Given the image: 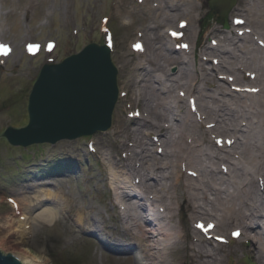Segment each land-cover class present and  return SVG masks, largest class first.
Segmentation results:
<instances>
[{
    "label": "bare ground",
    "instance_id": "obj_1",
    "mask_svg": "<svg viewBox=\"0 0 264 264\" xmlns=\"http://www.w3.org/2000/svg\"><path fill=\"white\" fill-rule=\"evenodd\" d=\"M154 1L149 7L154 26L145 27L153 32L151 40L158 39L157 30L165 22L169 36H177L173 23L187 26L186 17L199 0ZM240 6L234 11L244 13L242 24L228 31L216 28L215 37L222 38L204 47L200 60L205 65L193 59V48L171 57L174 51L162 34L150 58L135 64L145 116L126 132L136 148L124 165L131 176L122 180L120 171L118 177L112 171L109 178L121 184L114 205L128 244L122 248H134L137 264H172L167 247L178 245L179 236L170 241L176 227L167 226L173 216L165 212L171 211L174 199L189 206L193 217L198 215L195 230L204 236H221V227L243 225L255 259L264 264V192L254 186L260 180L264 188V0H240ZM188 102L192 106L185 112ZM149 129L158 132L155 152L161 148L160 155L150 148ZM45 201L39 196L14 199L17 205L5 218L0 246L20 249L34 221L53 225L59 213L73 226L103 232L90 219L91 209L68 198L56 204ZM39 204L37 213L29 214ZM209 245L199 237L192 240L188 250L196 264H221ZM34 262L52 264L47 259Z\"/></svg>",
    "mask_w": 264,
    "mask_h": 264
},
{
    "label": "rangeland",
    "instance_id": "obj_2",
    "mask_svg": "<svg viewBox=\"0 0 264 264\" xmlns=\"http://www.w3.org/2000/svg\"><path fill=\"white\" fill-rule=\"evenodd\" d=\"M209 1H196L195 11L186 17L187 26L173 23L172 28L179 32L177 36H169L166 27L169 24L165 22L157 30L158 39L151 40L153 32L145 31V27L154 26L151 20L154 14L149 10L156 3L154 0H0V45L4 46L0 47V238L4 235L5 218L17 205L14 199L28 201L37 196L54 204L68 198L86 211L91 209L90 219L100 223L103 230L73 226L59 213L53 225L34 221L20 249L0 246L4 254L14 255L23 264H37L34 262L37 259H47L52 264H137L134 248H122L128 244L121 233L120 209L114 205L121 184L109 178L112 171L117 177L120 171L118 178L122 180L131 176L124 165L128 164L126 157L136 148L126 132L145 116L134 67L150 58L152 46L162 43L159 34L174 51L171 57H178V50L183 55L186 53L183 51L193 48L196 56L193 59L205 65L200 57L204 47L216 38V28L231 30L235 18H244L243 12L234 11L236 7L243 8L240 0H235L225 17L213 13ZM218 38L222 35L218 34ZM110 41L119 89L110 128L55 144L10 145L3 131L27 124V98L41 67L58 63L89 43L104 45ZM32 48L37 50L31 51ZM146 65L153 68L149 63ZM171 68L174 71V66ZM188 104L183 105L185 112L192 106ZM148 132L150 148L155 152L158 132L153 129ZM160 149L155 153L160 155ZM182 175L184 178L187 173ZM254 186L264 192L262 181H256ZM179 193L177 190L176 194ZM173 203L171 211L165 213L173 216L171 225L167 226L176 227L170 231L173 232L170 241L176 240L178 234L179 244L171 243L167 247L168 262L196 264L188 249L192 240L199 237L211 243L208 249H213L221 264H258L243 225L223 226L217 238L208 233L204 236L195 230L198 215L193 217L189 206L181 205L176 199ZM41 205L29 214L34 216Z\"/></svg>",
    "mask_w": 264,
    "mask_h": 264
},
{
    "label": "water",
    "instance_id": "obj_3",
    "mask_svg": "<svg viewBox=\"0 0 264 264\" xmlns=\"http://www.w3.org/2000/svg\"><path fill=\"white\" fill-rule=\"evenodd\" d=\"M235 0H210V10L225 17ZM117 68L107 45L89 43L58 63L44 64L27 100L28 122L8 127L3 137L16 147L55 144L105 132L118 99ZM0 264H21L0 250Z\"/></svg>",
    "mask_w": 264,
    "mask_h": 264
},
{
    "label": "snow or ice",
    "instance_id": "obj_4",
    "mask_svg": "<svg viewBox=\"0 0 264 264\" xmlns=\"http://www.w3.org/2000/svg\"><path fill=\"white\" fill-rule=\"evenodd\" d=\"M0 47H4V46L0 45ZM237 235H238V233H237Z\"/></svg>",
    "mask_w": 264,
    "mask_h": 264
}]
</instances>
